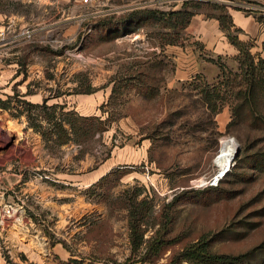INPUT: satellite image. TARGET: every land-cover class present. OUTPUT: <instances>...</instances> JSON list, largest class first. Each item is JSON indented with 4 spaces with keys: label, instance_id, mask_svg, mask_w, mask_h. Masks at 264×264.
Wrapping results in <instances>:
<instances>
[{
    "label": "rangeland",
    "instance_id": "374dc122",
    "mask_svg": "<svg viewBox=\"0 0 264 264\" xmlns=\"http://www.w3.org/2000/svg\"><path fill=\"white\" fill-rule=\"evenodd\" d=\"M211 3L264 19V0H0V14L17 18V31L32 32L0 60V188L5 203L24 205L25 224L11 230L21 241L33 239L34 249L45 239L46 248L61 243L68 256L51 251L56 264H165L171 251L232 220L260 224L247 236L218 237L219 250L239 252L264 239V169L255 166L254 131L228 126L230 95L217 113L202 99L201 89L224 93L241 76L236 56L213 58L224 75L201 56H217L196 35L204 20L212 28L207 15L219 10H209ZM179 11L193 13L183 28ZM196 58L200 66L183 77L181 68ZM38 95L33 103L65 104L57 115L98 116L106 129L80 144L47 140L28 125L25 102ZM32 111L47 129L41 109ZM222 137L234 138L239 151L210 183ZM135 208L140 247L131 240ZM161 237L169 243L156 258L145 246ZM2 246V263L30 264L21 250L12 255Z\"/></svg>",
    "mask_w": 264,
    "mask_h": 264
},
{
    "label": "trees",
    "instance_id": "16d2710c",
    "mask_svg": "<svg viewBox=\"0 0 264 264\" xmlns=\"http://www.w3.org/2000/svg\"><path fill=\"white\" fill-rule=\"evenodd\" d=\"M209 10H219L217 15L210 14L207 17L214 18L218 21L221 30L227 36L229 42L234 45L238 54L236 55L239 61L240 78L226 82L229 88L221 93L217 86H211L207 89H201L203 103L212 112L217 113L223 107L225 96L232 98L230 104L232 109L233 119L228 124L231 126L237 123H243L252 131H254V143L258 145L256 151L255 166L264 169V57L258 54L251 53L252 43L250 41H243L239 38L241 29L236 27L233 23L231 14L227 11L224 5L209 4ZM180 12V11H179ZM182 12L178 13L181 14ZM180 28H183L193 15L192 12H184ZM264 23V19H258ZM171 28L178 27L175 23L168 25ZM168 40L167 44H171ZM219 59V58H218ZM218 59L209 58L211 62L219 63ZM222 74L224 75V65L219 63ZM89 93L88 90L84 91ZM47 98L43 102L33 103L25 102L27 105L28 125L35 131H40L42 136L47 140H52L58 144L69 143L74 141L80 144L79 138L91 136L94 132H102L106 129L104 127V120L98 116L83 117L76 116L72 111H64L57 115L56 109H64L65 104L53 103L48 105ZM33 109H41L44 119L50 124L47 129H41V124L38 121L36 114L32 116ZM91 120L89 126L82 128L78 126V121ZM37 121V122H36ZM40 128V129H39ZM56 135V137H54ZM116 171L115 169L102 176L100 180ZM131 207L135 206L134 195L129 197ZM142 202H145L142 200ZM260 209L255 210L258 212ZM252 211V212H255ZM264 213V212H262ZM136 208L132 211L130 217V229L132 243L134 247H140L145 240L143 239V230L140 224L135 222ZM254 214V213H253ZM264 215V214H261ZM140 219V218H139ZM242 225L244 229H237L236 226ZM260 221H235L222 226L216 231H210L201 234L196 239L182 244L179 248L171 251L169 259L165 264H264V239L259 241L247 249L239 252H226L219 250L216 246L218 237L232 239L236 236H247L248 232L258 226ZM169 241L164 238L154 240L150 245L146 244L157 255L162 253ZM148 249V250H150ZM147 252V251H146ZM150 263L156 260L154 257H147Z\"/></svg>",
    "mask_w": 264,
    "mask_h": 264
},
{
    "label": "crops",
    "instance_id": "0c3cea01",
    "mask_svg": "<svg viewBox=\"0 0 264 264\" xmlns=\"http://www.w3.org/2000/svg\"><path fill=\"white\" fill-rule=\"evenodd\" d=\"M230 14L232 16V20L235 26L241 29V32L239 33V38L243 41H250L252 43V47L250 49L251 53L258 54L261 57H264V23L260 22L252 13H246L241 10H231ZM208 19L213 21L211 22L210 26L212 28H209V26H207L208 23L204 20L202 24L198 23V25L196 26V35L198 38L206 42L207 47H209L212 52H214L217 56L215 57L201 55L202 57H206H203V59H207V61H209V58H223V56L226 57V55L229 56L230 54L236 56L238 54L237 48L229 42L227 36L221 30L218 21L214 18ZM17 27V18L8 17L5 19V15L0 14V60L2 59L3 54L6 53L8 47L10 48L11 45H15L19 42L18 38L20 36L17 35L19 32L17 31ZM173 45L174 44L170 46L171 50H173L172 48H174ZM189 53L190 55H192L191 52ZM197 61H199V59L197 58L192 60L191 62L189 61L186 65L181 68V70H184L182 72L183 77L188 76L190 74L188 72L192 73L193 71H196L197 68L195 67L200 66L199 62L197 64ZM9 63L11 62H6L7 67L10 66ZM1 66H3V64ZM189 69H191L192 71H189ZM41 98L42 95H38L31 99V101L40 102ZM9 200V198L5 197V191H3L2 186L0 188V207L2 206V204ZM13 226L14 224H11L6 228V231L4 232L3 236L4 241L2 240L3 244L6 245V248L10 249L9 252L11 254L12 252H20L21 250V252H24L26 254L27 263L30 264H56V262L53 261L51 257H49L51 251L59 254L62 259L67 258L68 255L66 254V251L64 250V247L61 245V243H56L53 247L46 248L47 244H45V239L42 244H39L37 249H34V240L30 239V241H28L27 243L21 241L20 237L14 235V233L11 231ZM20 233H23V231H20ZM71 264H78V262L72 261ZM82 264L84 263L82 262Z\"/></svg>",
    "mask_w": 264,
    "mask_h": 264
},
{
    "label": "built area",
    "instance_id": "2783aa9c",
    "mask_svg": "<svg viewBox=\"0 0 264 264\" xmlns=\"http://www.w3.org/2000/svg\"><path fill=\"white\" fill-rule=\"evenodd\" d=\"M84 2L91 1V0H83ZM32 32L27 29L24 31L18 32V36H26L30 37ZM2 122V117L0 116V125ZM19 224L23 225L25 224V213H24V205L23 203H17V202H7L4 205L0 207V264L2 263V256L1 251L4 248L3 241H4V232L6 231V228L11 224ZM3 240V241H2Z\"/></svg>",
    "mask_w": 264,
    "mask_h": 264
},
{
    "label": "bare ground",
    "instance_id": "6f19581e",
    "mask_svg": "<svg viewBox=\"0 0 264 264\" xmlns=\"http://www.w3.org/2000/svg\"><path fill=\"white\" fill-rule=\"evenodd\" d=\"M236 144V140L231 137H222L220 139V147L214 158V161L218 166L217 174L230 166L231 159L233 160L235 153Z\"/></svg>",
    "mask_w": 264,
    "mask_h": 264
},
{
    "label": "water",
    "instance_id": "95a60500",
    "mask_svg": "<svg viewBox=\"0 0 264 264\" xmlns=\"http://www.w3.org/2000/svg\"><path fill=\"white\" fill-rule=\"evenodd\" d=\"M233 139H234V138H233ZM238 151H239V146H238V144H236V149H235V153H234L233 159H234V157L238 154ZM227 171H228V167H227L225 170H223L222 172H219L216 176L212 177V178L209 180L210 183H214V182L218 181V179H219L222 175H224ZM218 177H219V178H218Z\"/></svg>",
    "mask_w": 264,
    "mask_h": 264
}]
</instances>
